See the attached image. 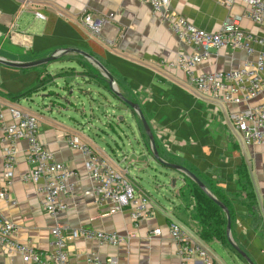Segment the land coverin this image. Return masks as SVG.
Segmentation results:
<instances>
[{"label": "crops", "instance_id": "1", "mask_svg": "<svg viewBox=\"0 0 264 264\" xmlns=\"http://www.w3.org/2000/svg\"><path fill=\"white\" fill-rule=\"evenodd\" d=\"M171 9L210 32L221 28L230 11L216 0H172ZM240 10L238 5L233 7L235 13ZM37 11L44 17H38ZM86 13L107 19L101 32H95L83 22ZM111 13L114 18H109ZM241 27L264 36V28L250 20L244 19ZM65 48L92 55L114 76L119 90L139 103L163 158L188 167L207 186L230 197L236 212L234 241L255 264H264V144H246L231 121L232 112L264 102V90L256 98L239 104L197 95L188 82V73L169 64L180 52L191 53L192 47L180 42L168 25L152 14L151 6L141 0H39L29 5L20 0H0V58L25 63ZM246 58L244 50H213L212 57L196 66L195 73L239 68ZM70 76H82L88 84L87 89L80 88L83 92L93 93L97 87L96 91L105 99L107 95L101 89L112 93L101 68L74 51L63 54L55 62L31 67L0 62V112L7 120L12 119L11 108L35 115L45 147L57 160L80 173L68 210L56 217L48 214L42 207L36 184L21 179L31 165L26 160L27 142H19L15 179L9 189V200H16L17 204L0 198V214L18 227L16 239L48 249L54 226H85L98 231H116L123 235L124 243L100 245L87 238L70 241L68 249L74 264H88L87 256L91 252L102 258L116 257L119 264H177L176 245L169 229L175 222L203 247L220 244L240 258L224 244L199 237V221L192 216L194 207L178 195V188L168 204L150 200L154 216L139 226L134 225L127 210L112 214L107 204L96 203L84 154L70 146V137H79L125 174L130 167L121 166V161L120 166L116 165L111 153L115 156L117 151L113 148L109 151L79 126L81 123L69 107L74 106L75 97L74 87L66 82ZM62 80L67 83L63 87L65 92L54 88ZM113 96L119 99L114 93ZM94 100L99 102L97 98ZM82 113L87 116L85 110ZM142 141L146 146L143 138ZM4 149L5 145L0 142V170ZM127 158L124 155L123 161ZM132 163L147 170L139 160ZM150 168L162 172L157 167ZM244 168L249 170L253 204L237 197L246 182L241 172ZM182 175L181 181L187 176ZM155 228H160L161 234L151 236ZM244 262L249 264L247 260ZM0 264L26 263L19 254H8L0 246Z\"/></svg>", "mask_w": 264, "mask_h": 264}, {"label": "built area", "instance_id": "2", "mask_svg": "<svg viewBox=\"0 0 264 264\" xmlns=\"http://www.w3.org/2000/svg\"><path fill=\"white\" fill-rule=\"evenodd\" d=\"M29 5L39 0H20ZM151 6L152 14L160 17L176 34L180 42L191 46V53L180 52L171 66H178L188 73V82L195 93L226 103H243L259 96L264 90V36L241 27L244 19L250 20L264 28V0H216L228 6L230 11L221 28L210 32L198 28L183 15L171 9L172 0H141ZM241 10L233 12L234 6ZM38 17H44L40 11ZM114 13L109 18H114ZM83 22L95 32H101L106 18H96L86 13ZM227 48L244 50L247 58L239 68L195 73V68L212 57L213 50ZM12 119L7 120L0 112V142L5 145L3 169L0 181L3 190L0 198L9 200V189L14 183L18 162L19 142L28 144L26 160L31 169L23 173L21 179L26 183L36 184V190L43 209L56 217L65 213L69 201L75 196L79 171L57 160L55 154L48 150L40 140L38 118L17 108L10 109ZM231 121L246 144H264V102L231 113ZM70 146L79 150L85 157V168L89 172L97 204H107L112 214L125 210L135 226L154 216L150 200L111 163L106 161L91 146L71 136ZM115 164L120 160L115 157ZM16 205V200H9ZM170 234L176 245L177 264H218L212 255L184 230L178 223L170 224ZM18 227L0 214V246L8 254H19L26 264H74L68 243L80 238L93 239L100 245L120 246L124 237L116 231H98L85 226L70 228L56 225L52 228L50 248H37L30 243L16 239ZM161 234L160 228L150 232L151 236ZM88 264H119L116 257L102 258L91 252L87 256Z\"/></svg>", "mask_w": 264, "mask_h": 264}, {"label": "rangeland", "instance_id": "3", "mask_svg": "<svg viewBox=\"0 0 264 264\" xmlns=\"http://www.w3.org/2000/svg\"><path fill=\"white\" fill-rule=\"evenodd\" d=\"M66 70L70 69L66 67ZM66 82H69L74 87V106L69 107L75 113L76 120L81 123L79 126L83 127L85 132L95 138L101 145L106 146L109 151H111L112 148L117 151L115 156L114 152H112V156L119 158L121 166H129L130 171L128 174H125L120 168L114 167L133 184L137 191L142 192L149 200L155 203V199H157L168 204V199L172 197V193H174L177 188L178 195L184 199L185 203H188L185 199L193 198L191 197L193 195V192L191 193L193 188L186 176H184V179L181 181L183 175L180 171L163 166L153 157L150 140L144 131V127L137 112L134 113L124 102L115 98L113 92L111 93L109 90L101 89V91L107 95L106 99L98 94L96 90H99V88L97 87L95 89L93 88V93L83 92L80 88L87 89L88 84L84 82L82 76L67 77ZM66 82L62 80L59 83L60 86L54 88L65 92L63 87L67 85ZM96 98L99 102L94 100ZM83 110L87 112L86 117L82 113ZM68 120L75 123L72 119ZM124 155L127 157L129 156L125 161H123ZM173 159L179 161L175 157ZM134 160H139L140 165H143L142 168H147V170L139 169L136 165H133L132 161ZM143 163L147 164L146 167ZM149 165L157 167L158 170L162 172L154 171ZM148 175L153 176L152 179ZM177 177H179L180 180L176 179ZM242 197L245 198L249 204H253L248 189L243 190ZM192 216L199 221L195 209ZM188 231L191 233L189 229ZM204 248L212 255L218 264H241L239 262L246 264L244 260L240 259L241 257L238 258L237 256H233L220 244L204 246Z\"/></svg>", "mask_w": 264, "mask_h": 264}, {"label": "trees", "instance_id": "4", "mask_svg": "<svg viewBox=\"0 0 264 264\" xmlns=\"http://www.w3.org/2000/svg\"><path fill=\"white\" fill-rule=\"evenodd\" d=\"M135 101V100H134ZM128 106V105H127ZM134 113H136L134 110H132ZM145 131V130H144ZM146 133V132H145ZM147 135V134H146ZM156 145L158 148V151L160 155L161 154V148L159 144L156 141ZM249 170L245 169L241 172L244 175V178L246 179V182L242 184L241 192L237 194V197L243 198V190H247L250 193V196L252 199L254 198V193L251 187V180L249 177ZM186 178L189 180V182L192 185L193 190H191V193L193 192V195L189 199H185L186 202H188V205H193L194 209L197 212V215L199 217L198 222V234L199 237L204 241H218L225 246L229 247L235 254L243 258L239 252L230 244L228 237H227V215L223 208L215 202L206 192H204L197 182L186 176ZM205 183V182H204ZM207 186V185H206ZM210 191L220 200L222 203L226 204L230 210L231 214V220H232V232L234 227V222L236 218V212L234 209V205L230 197L226 196L225 194L221 193L219 190H214L211 185L207 186ZM182 195V194H181ZM184 195V194H183ZM244 259V258H243ZM245 260V259H244Z\"/></svg>", "mask_w": 264, "mask_h": 264}, {"label": "water", "instance_id": "5", "mask_svg": "<svg viewBox=\"0 0 264 264\" xmlns=\"http://www.w3.org/2000/svg\"><path fill=\"white\" fill-rule=\"evenodd\" d=\"M77 52L89 59H91L92 61H94L103 71L104 75L107 78L108 84L112 90V92L122 101L124 102L126 105H128L132 110H134L135 112H137L139 114V117L141 119L142 125L144 127V130L150 140L151 143V149H152V153H153V157L159 162L161 163L163 166L168 167V168H172L175 169L177 171H180L181 173L186 174L187 176H189L192 180H194L195 182L198 183V185L200 186V188L206 192L215 202H217L225 211L226 215H227V237L228 240L230 242V244L239 252V254L245 259L247 260V262L249 264H255L254 261L250 258V256L240 247L236 244V242L234 241L233 237H232V220H231V214H230V210L228 208V206L224 203H222V201H220L206 186V184L192 171L190 170L188 167L179 164V163H175V162H171L166 160L165 158H163L157 148L156 145V139H155V135L151 129V126L141 108V106L139 105L138 102H135L134 100L128 98L127 96H125L118 88L116 81L114 79V76L97 60L95 59L92 55L88 54L87 52L83 51V50H79V49H75V48H65L62 49L58 52H56L55 54H52L50 56H47L45 58H40L34 61H30V62H25V63H14V62H9L7 60H4L3 58H0V62L6 64V65H10V66H14V67H31V66H36V65H40V64H48L51 62H55L57 61L63 54L67 53V52Z\"/></svg>", "mask_w": 264, "mask_h": 264}]
</instances>
